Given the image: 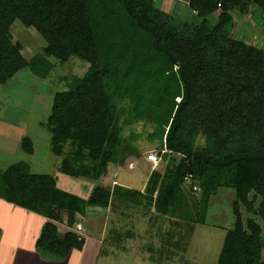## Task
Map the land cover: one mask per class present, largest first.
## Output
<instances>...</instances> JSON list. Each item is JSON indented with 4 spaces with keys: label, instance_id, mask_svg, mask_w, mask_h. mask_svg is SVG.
I'll use <instances>...</instances> for the list:
<instances>
[{
    "label": "trees",
    "instance_id": "1",
    "mask_svg": "<svg viewBox=\"0 0 264 264\" xmlns=\"http://www.w3.org/2000/svg\"><path fill=\"white\" fill-rule=\"evenodd\" d=\"M187 2L193 22L154 0H0V85L24 69L46 80L72 59L87 64L83 76L65 78L40 127L50 135L58 171L94 184L88 199L58 189L50 175L32 174L25 162L0 170V198L45 219L39 250L64 258L82 249L83 238L69 230L75 216L104 211L117 198L139 205L144 199L157 216L192 229L205 224L210 198L225 188L234 192V224L217 264H264L262 227L252 218L243 222L241 213L242 206L264 223V50L259 38H251L254 46L245 34L235 37L233 16L250 15L264 27V0ZM15 21L42 39L29 60L10 32ZM133 122L151 124L156 154L180 156L156 198L155 189L143 195L114 185L117 166L140 159L137 136L124 138ZM20 147L33 154L29 138Z\"/></svg>",
    "mask_w": 264,
    "mask_h": 264
},
{
    "label": "rangeland",
    "instance_id": "2",
    "mask_svg": "<svg viewBox=\"0 0 264 264\" xmlns=\"http://www.w3.org/2000/svg\"><path fill=\"white\" fill-rule=\"evenodd\" d=\"M154 1L158 8L175 16V18L186 22H193L195 20L192 11L184 4L178 2L172 4L173 0L170 3L169 0ZM171 4L173 5L172 9ZM251 10H254V6L251 7ZM262 17L264 19V14H262ZM236 18L235 37L241 38L245 34V37H243L245 38V42L252 45L254 43L253 41L251 42V38L255 39L257 37L256 39L259 38V42L257 41V44H255L264 50V27L259 24L256 25L253 17L250 15L244 17L236 16ZM10 32L13 39L22 45L25 59L29 60L41 51L43 46L42 39L39 38L34 30L24 27L19 21H15L10 28ZM86 70V63L72 59L67 64L59 66L46 80H38L36 78L31 80L29 70L24 69L11 79V82L8 81L5 84L6 86L0 85V119L16 124L24 122L27 115H29V127L31 128H29L27 134L31 137L35 134L36 140L32 138L31 140L36 144V153L29 160L23 154L21 156L23 161L28 160L26 163L30 165V172L32 174H46L53 178H58L59 186L63 188L62 191L73 195H75L74 189H83L80 195L82 199L87 196V191L85 192L84 190H93L94 184L60 173L58 171L59 159L49 151L50 135L45 131L43 133L35 131L32 127H35L41 121H45V118L49 116L54 94L66 89L67 80L65 78H70L71 76L81 77L86 73ZM33 108L35 109L34 114H32ZM43 112H48V115L46 114V117H44ZM152 131L151 124H145L144 122H133L124 130L125 139H129L131 134L137 136L136 141H132V145L140 152L142 160L139 163L144 161L148 154L153 152L158 153L160 149L159 142L156 139L149 138ZM197 144L202 147L204 145L203 139H199ZM158 157L161 158L159 159L160 162L157 166L151 168L146 185L147 189L155 185L156 191L159 192L170 185L174 168L178 164L180 156L163 151ZM136 161L135 159H130L124 166H117L115 174L117 173V180L121 185L126 179L132 183L138 182V180L142 181L141 177H143V173L139 169L134 170ZM5 166H7L6 162L0 163V168H4ZM69 184L71 186L74 185V187L68 186ZM125 185L130 186L129 184ZM143 191H146V189ZM252 195L250 194L249 196L250 200L252 199ZM234 197V192L230 189L221 188L217 190V194L212 196L208 203L205 224L194 225L192 229L186 224L175 226L171 223V219L159 217L153 212H149L150 210L146 207V201L143 200H141L140 205L122 201L123 205L120 204L118 209L108 207L109 212L107 214H102L103 212H98L100 209H97L89 213V215H94H91L92 217L88 216V223L91 224V231L95 232V238L97 230L102 231L104 227L107 229L103 232L104 236L107 232L108 237L105 245L108 243L113 244L115 242L113 235L117 236L118 233L121 234L123 239H128L127 236L133 234L129 238H133L134 236L135 243L133 244L141 248L137 253L140 251L141 256L145 253L143 257L149 258L148 260L143 257L140 259L136 258L134 264H217L225 234L234 224V218L231 213V203ZM1 200L3 199L0 198ZM260 202L261 198L258 197L255 199L254 206L257 207ZM2 212L4 213V210L0 209V215L3 214ZM5 212L7 213V211ZM241 213L243 222L248 218L257 221L262 227L261 236L264 238V223L261 219L251 213H247L242 206ZM83 218L87 217H79L78 221H82ZM111 221H113V226L111 225ZM75 229L76 227L73 231ZM15 231L16 228L13 227L12 232L14 233ZM66 231L67 228L65 226L61 227L58 235L63 237ZM149 236H153L154 241L150 242L147 239ZM112 239H114L113 242ZM166 240H169V242H166ZM93 242L89 244V247L91 248L92 246V248L87 250L89 251L87 257L79 258V256H73L72 260L75 261L77 259L78 263L81 264H101L100 258L95 259L96 251L94 246L96 245V241L94 240ZM127 244L129 245L128 241ZM151 245H154L152 251ZM154 248L157 250H154ZM119 254L121 255V252ZM91 255H94V258ZM118 256H115V264L131 263L132 259L130 257L129 260L126 259L128 255L123 256V258H119ZM262 258L264 260V250L262 251Z\"/></svg>",
    "mask_w": 264,
    "mask_h": 264
},
{
    "label": "crops",
    "instance_id": "3",
    "mask_svg": "<svg viewBox=\"0 0 264 264\" xmlns=\"http://www.w3.org/2000/svg\"><path fill=\"white\" fill-rule=\"evenodd\" d=\"M171 1L172 0H169V3ZM175 2L184 4L187 8H189L187 0H173L172 4H174ZM172 4H171V9L173 7ZM253 6H255V5H253ZM189 10H190V8H189ZM233 14H234L233 16H234L235 20H237L236 16H241L237 13H233ZM262 14H264V11L262 12ZM193 16L196 20V16L194 13H193ZM17 74L15 76H17ZM29 74L31 75V80H34L33 78H36L31 73H29ZM36 79H38V78H36ZM10 82H11V80H10ZM47 107H49V106H47ZM34 112H35V109L33 108L32 114H34ZM46 114L48 115V112H45V113L43 112L44 117H46ZM28 116L29 115H27V118L24 120V122L16 123V124H13L7 120L0 119V157H1L0 163H4V162L7 163V166H5L4 168L1 167L0 170H2V169L5 170L9 166H11L17 162H25L26 163L29 160V158H32L35 155V153H36L35 152L36 151L35 145L36 144L34 141L31 140V138L33 140H36V137H35V134L32 137L27 134L29 131V128H31V127H29ZM47 117L45 118V121H46ZM45 121L39 122L38 125H36L35 127H32V129H34L35 131H38L40 133H43V131H45V130L40 127V123H44ZM23 138H29L31 140L32 145H33V154L32 155L25 154L21 150L20 144H21V140ZM21 154H23L28 160L26 159V161H23ZM159 159H161V158H159ZM141 160L142 159L140 158L135 162L134 170L139 169L143 173V177H141L142 181L138 180V182L132 183V182H128V180L126 179V180H124V183L122 182V185H121L117 180V173H116L114 185H118V186L123 187L125 189H131L134 191H138L143 195H145L147 192H149V191H147L146 183H147L148 178H149L148 176L150 175V172H151L150 170L153 166H157L160 161L157 164H153V163L147 161V159H144V161L139 163ZM29 168H30V165H29ZM55 180H56L57 188L63 190V188H61V186H59L58 178H55ZM63 184H65V182H63ZM125 184H129L130 186H127ZM66 185H67V183H66ZM68 186L74 187V185L71 186V184H69ZM142 189L143 190L146 189V191H143ZM150 189H155L154 191H151V195L153 196V198H156L157 194H158V191H156V189H157L156 186L154 185ZM74 190H75L74 191L75 195L80 197L83 189H74ZM84 191L85 192L87 191V196L83 197V199H88L90 193L92 192V189H85ZM119 195H122V193H119ZM141 200L145 201L144 199H140V201ZM122 201H123L122 199L117 198V200H115L112 203L111 209H114V208L118 209L120 207V204L123 205ZM113 204H115V205H113ZM146 207L148 210H150L149 212H153L151 207H149V208H148V206H146ZM135 208H137V207H135ZM0 209L4 210V213L2 212L3 214L0 215V217H1L0 219H2V220H0V264H81V263H78L77 259L75 261H73L72 257L73 256H79V258H81V257L85 258L84 256L87 257V255L89 254V251H87V250H90L92 248V246H91V248L89 247V244L92 243L94 240L96 241V245L94 246V249L96 251L95 259L97 260L98 258H100L101 264H115L114 259H116V257H115L116 255H119L118 256L119 258H123V256L128 255V258L126 257V259L129 260V257H130L132 259L130 262L132 264H134L136 258L140 259L145 254V253H143V255L141 256L140 251L137 253V251L140 250L141 248L139 246H136V244H133V243H135L134 236H133V238H129L130 235H133V234L128 235L127 236L128 239H123L121 234L118 233L117 236L113 235V237L115 238V242L113 244L108 243L107 245H105V242H106L108 237H107V232H106V235L104 236L103 232L105 230H107L104 227V229L102 231L101 230L96 231L97 236L95 238L94 237L95 232L91 231V229H90L91 224H89L88 221H89V217H92L94 215V214H91L92 215L91 216V215H89V213L95 211L96 209H88V211L84 215L87 218H85V219L83 218L82 221H78V218L83 217V215L75 216L74 224L72 227L73 229L72 228L69 229V230H74V228L76 227V229H75V231H76L80 227L79 235L85 241L83 248L80 250H75V249L71 250L69 252V254L67 256H65L64 258H55V257L51 256L50 254L39 250L36 246V242L40 236L43 224L45 222V219L43 217H41L37 214L31 213L27 210L21 209L19 207H16L12 204L6 203L3 200L0 201ZM5 211H7V213ZM101 211L103 212L102 214H107L109 212V208H107L104 211L98 210V212H101ZM102 214H100V215H102ZM111 225L113 226V221H111ZM64 226H65V221L59 224L58 232H59V229L61 227H64ZM8 227H10L11 230L8 229ZM13 227L16 228V231L14 233L12 232ZM67 230H68V228H67ZM100 234H101V236H100ZM152 237L153 236H149L147 239L150 242H152V241H154L153 240L154 237L153 238ZM155 237H157V236H155ZM97 238H99V239L97 240ZM113 240L114 239H112V242H113ZM127 241L129 243V245L127 244ZM166 242H169V240H166ZM153 246L154 245H151V251H152ZM105 249H107V250H105ZM154 250H157V249L154 248ZM120 252H121V255L119 254ZM92 256L94 258V255H91V257ZM143 258H145L147 260L149 259L147 257H143Z\"/></svg>",
    "mask_w": 264,
    "mask_h": 264
},
{
    "label": "built area",
    "instance_id": "4",
    "mask_svg": "<svg viewBox=\"0 0 264 264\" xmlns=\"http://www.w3.org/2000/svg\"><path fill=\"white\" fill-rule=\"evenodd\" d=\"M147 161L153 163V164H157L160 160L159 157L156 153H150L146 156Z\"/></svg>",
    "mask_w": 264,
    "mask_h": 264
},
{
    "label": "clouds",
    "instance_id": "5",
    "mask_svg": "<svg viewBox=\"0 0 264 264\" xmlns=\"http://www.w3.org/2000/svg\"><path fill=\"white\" fill-rule=\"evenodd\" d=\"M77 231V232H76ZM76 231H74L78 236H79V239L81 238L80 235H79V231L80 229L78 228Z\"/></svg>",
    "mask_w": 264,
    "mask_h": 264
}]
</instances>
